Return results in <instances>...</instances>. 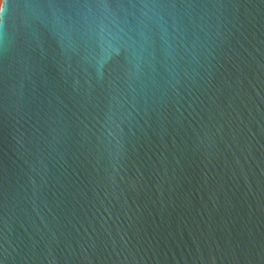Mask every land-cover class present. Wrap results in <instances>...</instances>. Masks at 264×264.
Wrapping results in <instances>:
<instances>
[{
	"label": "water",
	"instance_id": "obj_1",
	"mask_svg": "<svg viewBox=\"0 0 264 264\" xmlns=\"http://www.w3.org/2000/svg\"><path fill=\"white\" fill-rule=\"evenodd\" d=\"M0 7V264H264V0Z\"/></svg>",
	"mask_w": 264,
	"mask_h": 264
},
{
	"label": "rangeland",
	"instance_id": "obj_2",
	"mask_svg": "<svg viewBox=\"0 0 264 264\" xmlns=\"http://www.w3.org/2000/svg\"><path fill=\"white\" fill-rule=\"evenodd\" d=\"M1 2H2V0H0V6H1Z\"/></svg>",
	"mask_w": 264,
	"mask_h": 264
},
{
	"label": "clouds",
	"instance_id": "obj_3",
	"mask_svg": "<svg viewBox=\"0 0 264 264\" xmlns=\"http://www.w3.org/2000/svg\"><path fill=\"white\" fill-rule=\"evenodd\" d=\"M3 9V8H2ZM0 12H2V10H0ZM0 23H2V22H0Z\"/></svg>",
	"mask_w": 264,
	"mask_h": 264
},
{
	"label": "snow or ice",
	"instance_id": "obj_4",
	"mask_svg": "<svg viewBox=\"0 0 264 264\" xmlns=\"http://www.w3.org/2000/svg\"><path fill=\"white\" fill-rule=\"evenodd\" d=\"M0 10H3L2 7H0Z\"/></svg>",
	"mask_w": 264,
	"mask_h": 264
}]
</instances>
